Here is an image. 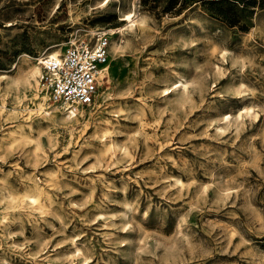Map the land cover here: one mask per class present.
I'll list each match as a JSON object with an SVG mask.
<instances>
[{
	"label": "rangeland",
	"instance_id": "1",
	"mask_svg": "<svg viewBox=\"0 0 264 264\" xmlns=\"http://www.w3.org/2000/svg\"><path fill=\"white\" fill-rule=\"evenodd\" d=\"M104 1L0 0V75L113 32L72 119L0 79V264H264V0Z\"/></svg>",
	"mask_w": 264,
	"mask_h": 264
},
{
	"label": "built area",
	"instance_id": "2",
	"mask_svg": "<svg viewBox=\"0 0 264 264\" xmlns=\"http://www.w3.org/2000/svg\"><path fill=\"white\" fill-rule=\"evenodd\" d=\"M113 32L96 27L81 38H72L55 58H43L40 84L50 100L70 116L95 99L107 70Z\"/></svg>",
	"mask_w": 264,
	"mask_h": 264
},
{
	"label": "bare ground",
	"instance_id": "3",
	"mask_svg": "<svg viewBox=\"0 0 264 264\" xmlns=\"http://www.w3.org/2000/svg\"><path fill=\"white\" fill-rule=\"evenodd\" d=\"M110 0H105L104 1V3L102 2V5H105V4H107L108 2H109ZM132 16H133V11H130V12H128V13H126L125 15H124V18L123 19H125V20H128V22L130 21V23L131 24H129V26H134V24H136V20H134V19H132ZM138 21V20H137ZM119 30H123V28H121V29H119ZM112 31V30H111ZM113 46H116L115 44L113 45ZM112 46V47H113ZM111 47V48H112ZM60 54V52H59V50L58 49H53V50H51V51H49L45 56H43V57H39V58H37V60H38V63H35V64H33V65H28V66H25L24 67V65H22L21 66V70L22 71H24V75H18V76H12L11 74H9V73H3V74H1L0 75V79L2 78L3 80H6V87L7 88H12V87H19L20 85H23V86H25V85H32L33 84V81H35L36 82V84H37V82H38V84H39V80L37 79L38 78V76L39 75H41V73H42V66L40 65V61H41V59L43 60V58H48V59H51V58H55V57H57L58 55ZM108 56H109V53H108ZM27 59V58H26ZM22 64V63H21ZM15 66H17V65H15ZM20 70V71H21ZM21 74V73H20ZM183 77V76H182ZM181 84L184 86V87H186V84L184 83V82H182L181 81ZM179 85V84H178ZM178 85H176V86H178ZM39 87V86H38ZM40 88H41V86H40ZM39 88V89H40ZM42 89V90H41ZM40 89V91H42V93H43V99H45V97H46V99H47V101L50 103V97H49V93L47 92V91H43V88H41ZM41 93V92H40ZM40 107H42V105L40 106ZM54 107V106H53ZM56 107V109H53L52 111H46V113H49V115L51 114V112H53V111H58L59 113H57L56 115H57V117H63L64 116V114H60V113H62L61 112V110L60 109H62V108H59V107H57V106H55ZM80 107H83V106H80ZM63 110V109H62ZM82 113V109L81 108H79V110H78V113L76 114V115H80ZM61 115V116H60ZM75 115V116H76ZM75 116H70V115H66V116H64L65 117V119H67V120H69V119H72L73 117H75ZM229 116V115H228ZM228 116H226V118H228ZM55 121V120H54ZM66 121V120H65ZM74 121V120H73ZM28 136V135H27ZM23 137H25V135H23ZM15 140V139H14ZM106 145V144H105ZM103 149H106L105 147L103 148ZM1 159V158H0ZM54 178V177H53ZM52 178V179H53ZM40 185V184H39ZM32 186H34V185H32ZM35 187V190L36 191H41V188L38 186V185H35L34 186ZM33 191H34V189H33ZM36 191H34V192H36ZM44 191H45V189H44ZM40 193H42V192H40ZM23 194V193H22ZM13 200H19L20 202H24V201H29V202H32V203H34V205L35 204H38V203H40V194H38V192L37 193H26V194H24L23 196H20L18 199L17 198H13ZM32 205V204H31ZM33 206V205H32ZM35 207V206H34Z\"/></svg>",
	"mask_w": 264,
	"mask_h": 264
},
{
	"label": "trees",
	"instance_id": "4",
	"mask_svg": "<svg viewBox=\"0 0 264 264\" xmlns=\"http://www.w3.org/2000/svg\"><path fill=\"white\" fill-rule=\"evenodd\" d=\"M172 2H176V0H171Z\"/></svg>",
	"mask_w": 264,
	"mask_h": 264
}]
</instances>
